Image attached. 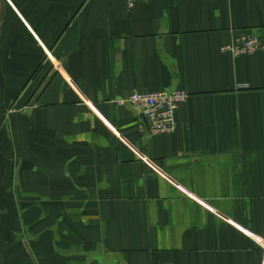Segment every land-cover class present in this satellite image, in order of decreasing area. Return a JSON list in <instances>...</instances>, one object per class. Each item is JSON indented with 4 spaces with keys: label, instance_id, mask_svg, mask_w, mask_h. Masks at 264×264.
Instances as JSON below:
<instances>
[{
    "label": "crops",
    "instance_id": "1",
    "mask_svg": "<svg viewBox=\"0 0 264 264\" xmlns=\"http://www.w3.org/2000/svg\"><path fill=\"white\" fill-rule=\"evenodd\" d=\"M171 87L169 133L114 101ZM257 238L264 0H3L0 264H262Z\"/></svg>",
    "mask_w": 264,
    "mask_h": 264
},
{
    "label": "built area",
    "instance_id": "2",
    "mask_svg": "<svg viewBox=\"0 0 264 264\" xmlns=\"http://www.w3.org/2000/svg\"><path fill=\"white\" fill-rule=\"evenodd\" d=\"M134 1L145 0H127V3L131 4ZM261 46L256 33L245 32L236 35L231 41L221 45L220 49L231 55H242L250 54ZM185 97L186 92L178 87L162 88L154 91L132 89L114 101L117 104L126 102L133 107L141 116L139 130L153 135L172 131L174 110L179 103L184 101ZM256 244L261 250V263L264 264V239L257 238Z\"/></svg>",
    "mask_w": 264,
    "mask_h": 264
},
{
    "label": "water",
    "instance_id": "3",
    "mask_svg": "<svg viewBox=\"0 0 264 264\" xmlns=\"http://www.w3.org/2000/svg\"><path fill=\"white\" fill-rule=\"evenodd\" d=\"M2 6H3V0H0V15H1V11H2ZM42 85H43V84H40V85L37 87L35 93L33 94V97H32L31 100H30V103H33V102H34V99H35L36 95L39 93L40 89L42 88Z\"/></svg>",
    "mask_w": 264,
    "mask_h": 264
}]
</instances>
